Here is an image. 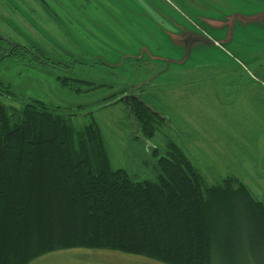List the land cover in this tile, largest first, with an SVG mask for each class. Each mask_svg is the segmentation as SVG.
Wrapping results in <instances>:
<instances>
[{
    "label": "rangeland",
    "instance_id": "rangeland-1",
    "mask_svg": "<svg viewBox=\"0 0 264 264\" xmlns=\"http://www.w3.org/2000/svg\"><path fill=\"white\" fill-rule=\"evenodd\" d=\"M69 7L63 24L39 5L31 12L28 1L2 17L1 35H21L25 45L64 61L48 74L13 63L0 67L15 98L57 105L75 115L79 128L90 123L91 112L113 168L135 181H152L157 160L174 143L207 187L235 178L264 203V0H69ZM75 80L92 85L80 84L78 94ZM128 98L162 120L152 138L129 116ZM249 229L242 215L229 243L215 246L213 264H264V243L252 247L250 257ZM30 264L158 263L73 249Z\"/></svg>",
    "mask_w": 264,
    "mask_h": 264
},
{
    "label": "trees",
    "instance_id": "trees-1",
    "mask_svg": "<svg viewBox=\"0 0 264 264\" xmlns=\"http://www.w3.org/2000/svg\"><path fill=\"white\" fill-rule=\"evenodd\" d=\"M75 81L78 94L80 84L92 85ZM126 101L137 129L152 138L158 114L138 99ZM74 116L54 104L16 99L0 78V264H30L73 249L213 264L215 246L229 243L242 215L254 258L252 247L264 243V203L241 182L226 178L207 187L174 143L157 160L152 181H135L113 168L91 112L80 128Z\"/></svg>",
    "mask_w": 264,
    "mask_h": 264
},
{
    "label": "flooded vegetation",
    "instance_id": "flooded-vegetation-1",
    "mask_svg": "<svg viewBox=\"0 0 264 264\" xmlns=\"http://www.w3.org/2000/svg\"><path fill=\"white\" fill-rule=\"evenodd\" d=\"M26 1L31 6V12L33 11L35 14H37V5H39L42 7L41 11H43L44 16H49L52 20L61 24L68 21L69 0H0V30H2V27L7 26L6 20L2 17H11V9H14V5ZM34 13L31 14L34 15ZM3 33L4 35L0 33V67L7 68L13 63L16 67L20 66L27 70H40L42 73L48 74V69L54 70L64 65V61L58 59L54 61L35 47L25 45L21 40V35H14L11 32V36L6 31ZM193 40H197V37ZM193 40L190 38L188 43L191 45Z\"/></svg>",
    "mask_w": 264,
    "mask_h": 264
},
{
    "label": "water",
    "instance_id": "water-1",
    "mask_svg": "<svg viewBox=\"0 0 264 264\" xmlns=\"http://www.w3.org/2000/svg\"><path fill=\"white\" fill-rule=\"evenodd\" d=\"M199 40L211 44L210 42L205 41L203 38L197 37V41H199ZM189 49H190V43H187V45H186V53H185L186 55H185L184 59H186V57L188 55V52H189Z\"/></svg>",
    "mask_w": 264,
    "mask_h": 264
}]
</instances>
